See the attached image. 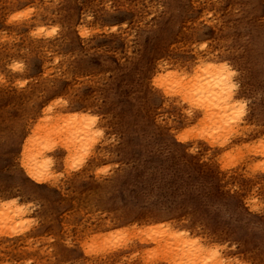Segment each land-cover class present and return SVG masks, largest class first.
Returning a JSON list of instances; mask_svg holds the SVG:
<instances>
[{
  "label": "rangeland",
  "instance_id": "374dc122",
  "mask_svg": "<svg viewBox=\"0 0 264 264\" xmlns=\"http://www.w3.org/2000/svg\"><path fill=\"white\" fill-rule=\"evenodd\" d=\"M207 57L232 73L233 132L208 134L165 92ZM69 114L85 137L73 157L56 120ZM32 137L57 146L33 178L21 159ZM259 139L264 0H0V205L24 209L0 232V264H166L149 239L160 226L264 264Z\"/></svg>",
  "mask_w": 264,
  "mask_h": 264
},
{
  "label": "bare ground",
  "instance_id": "6f19581e",
  "mask_svg": "<svg viewBox=\"0 0 264 264\" xmlns=\"http://www.w3.org/2000/svg\"><path fill=\"white\" fill-rule=\"evenodd\" d=\"M225 64H223L222 62L217 64L215 63V61L210 60L209 58L208 59L199 58L194 64V66L190 69V71L184 73V75L182 76V79L180 80L178 78L173 79L169 84L171 86H166V90H165V92L168 94L167 96L174 95L175 97H177L176 95H179V96L181 95L183 102L185 101L186 103H188L190 107H192L195 110L194 112H196V110L197 112H200V122L201 123L208 122L212 124V126L209 125L208 127L203 128V129L208 134H212V135L215 133L214 129L217 126L223 128L224 130L229 128L228 132H233L231 131L230 128L232 129L235 128V127H232V125L236 124L238 121L239 114H237V112L243 109V105L242 106L240 105V102H241L240 99L238 100L237 98L234 97L233 93L235 89V85H234L235 83H233V80H232V73L230 72V70L227 68ZM162 75L158 79L157 78L155 79H157L156 80L158 82L157 84L164 87L165 83L168 82V79L166 80V77ZM183 80H186V82H184ZM188 110H190V108ZM182 112H185V111H182ZM65 115L67 116V114ZM69 116L68 118H65V119H63L64 116L58 117L56 118V120L59 121V123L60 122H63L64 124L68 123L69 126H67L68 128L65 129L64 135H63L64 140L62 139V141L64 142L63 148L65 152L69 153V156H72V155L76 156L78 152L81 151L83 153L84 151V150L82 151V141L85 139V137L82 136V130H83L82 129V117L83 116L81 115L78 116L77 114L71 115L70 117ZM198 116H199V113H198ZM87 121L89 122V120ZM36 130L39 132V130H41V127H37ZM88 130L89 128H87V131H86L87 133L84 132V134L90 133V131ZM37 131L35 133L38 134ZM40 132L39 134H41ZM228 132L223 133L224 139L221 145H226V143L229 142L231 137ZM90 134L94 135V131ZM30 139L31 140L29 143H24L22 145L21 159H22V166L24 167L27 175L33 178V177L39 176V172L43 171V167L45 165L47 167V165L50 162H52V161H48L44 156H47V153L51 152L52 149L55 148L54 147L55 144L47 142L48 139L40 140V138H33V137ZM180 139L181 138H179V140ZM191 139L192 137L190 138V140ZM263 141L264 140L259 139L255 143L260 144L259 146H262ZM254 149H256V147ZM261 152L264 154V149L263 151L261 150ZM226 156H228V153L226 154ZM49 178L50 177H48V179ZM15 206H16L15 204H11V203L10 204L3 203L0 205V232L4 231L2 229H8V230L13 231L12 226L14 222H16V224L18 225H15L14 223L13 228H16L17 226L22 225L21 223L17 222L16 219L23 217L24 209L22 210L21 208H17ZM158 228H160L159 231H153L151 235L149 236L150 241L155 244L154 248L151 249V251L157 254V256H160L161 261L165 262L166 264H231L228 262L227 259H224L221 256V253H220L221 249L217 247L208 246L206 244H202L200 242V240L202 239L199 240L197 238H191L188 235L179 233L178 231H172L169 228H165L164 226H160ZM4 235L6 234H3L2 236ZM120 239H112L111 237H109L105 242L110 243L111 240L113 242H118V240ZM165 240H166V243L164 244ZM143 242H146V241L143 240Z\"/></svg>",
  "mask_w": 264,
  "mask_h": 264
}]
</instances>
